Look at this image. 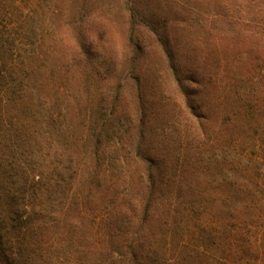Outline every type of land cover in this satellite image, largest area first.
<instances>
[{
    "label": "trees",
    "instance_id": "1",
    "mask_svg": "<svg viewBox=\"0 0 264 264\" xmlns=\"http://www.w3.org/2000/svg\"><path fill=\"white\" fill-rule=\"evenodd\" d=\"M41 7L0 0V264H192L200 249L191 251L189 222L205 197L178 147L155 137L136 65L124 77L136 87L131 114L118 104L122 82H105L81 32L80 75L75 58L46 63ZM166 52L202 124L199 93ZM87 87L101 100L82 97Z\"/></svg>",
    "mask_w": 264,
    "mask_h": 264
},
{
    "label": "rangeland",
    "instance_id": "2",
    "mask_svg": "<svg viewBox=\"0 0 264 264\" xmlns=\"http://www.w3.org/2000/svg\"><path fill=\"white\" fill-rule=\"evenodd\" d=\"M25 1L44 10L46 63L75 58L80 75L81 32L90 59L107 69L105 82H122L118 104L131 114L136 87L124 77L136 65L155 137L178 147L205 197L189 222L191 251L200 249L191 263L264 264V0ZM166 48L199 93L202 124L188 112ZM81 95L101 100L93 87Z\"/></svg>",
    "mask_w": 264,
    "mask_h": 264
}]
</instances>
